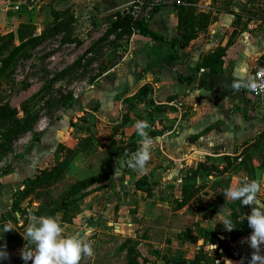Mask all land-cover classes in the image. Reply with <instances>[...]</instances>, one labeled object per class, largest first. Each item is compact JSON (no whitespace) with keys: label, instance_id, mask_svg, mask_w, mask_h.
Wrapping results in <instances>:
<instances>
[{"label":"crops","instance_id":"1","mask_svg":"<svg viewBox=\"0 0 264 264\" xmlns=\"http://www.w3.org/2000/svg\"><path fill=\"white\" fill-rule=\"evenodd\" d=\"M48 2L0 0V43L6 38L17 48L46 35L48 25L33 16L40 18V9L46 11ZM144 11L139 16L142 23L163 40L138 31L118 33L124 46L114 58L105 59L100 81L85 80L81 87L77 82L81 93L73 92V101L53 131L45 132L51 133V142L71 136L74 159L99 152L108 155L102 160L108 164L103 162L100 172L94 173L101 176L87 183L88 192L76 199L79 210L68 219L57 209L51 215H60L64 235H91L105 228L108 234L124 233L126 239L130 227L134 233L160 232L167 238L176 231L191 237L185 241L187 263L215 264L218 255L212 245L219 244L228 254L223 264H247L256 250L248 240L252 229L246 217L256 205L226 200L219 187H235L243 177H264V97L243 86L264 57V0H156ZM108 30L98 42L114 36H107ZM88 52L86 58L93 49ZM72 58L76 59L71 54ZM137 120L149 122L147 131L153 139L142 171L127 164L142 142L134 127ZM100 124L105 126L101 135L94 129ZM37 149L46 162L56 156L51 146ZM32 170L28 166L22 176L18 170L6 176L0 192L24 182ZM15 177L21 180L14 183ZM184 181L185 190H193L185 197L154 193L155 186L173 188ZM259 198L264 200V188ZM7 199L6 211L1 210L6 217L14 197L6 195ZM146 202L154 204L150 212L143 208ZM225 212L236 227L231 232L220 223ZM82 217L90 221L83 225ZM173 218H185V225H173ZM149 242L155 250L170 246L162 240ZM194 251L207 255V260L194 259ZM259 254L264 255V245Z\"/></svg>","mask_w":264,"mask_h":264},{"label":"rangeland","instance_id":"2","mask_svg":"<svg viewBox=\"0 0 264 264\" xmlns=\"http://www.w3.org/2000/svg\"><path fill=\"white\" fill-rule=\"evenodd\" d=\"M135 1L109 0L107 4L102 0H49L46 11L43 7L40 9V18L36 17V14L33 16L35 21H44L48 25L47 29H51L41 40L20 47L9 57L5 55L12 53L15 48L8 39L4 38L1 41L0 101L8 102L14 107L28 102L27 110L35 111L39 116V120L32 124L31 129L14 142L13 150L0 160V175L8 167L13 169L9 174L2 175L3 180L15 170H18L16 173L22 176L24 173L22 170L28 166L33 168L31 175L25 174L24 182H20L14 188L11 187V190H5L4 193L0 192V229L5 225L13 229L7 233L0 231V245L6 246V251L9 253L3 264H24L21 251L27 242L22 235L29 223V212L36 216L42 212L51 215L57 209L63 212L62 218L68 219L79 210L76 199L87 191L82 184L95 181L101 176H96L94 173L100 172L104 162L102 160L108 159L107 153L99 152L88 157L82 155L74 159L71 147L75 146V143L71 136L65 134L63 139L51 142V133L45 134V132L49 129L53 131L57 118L61 117L64 109L73 101V92L81 93V88L78 89L76 86L77 82L81 87L85 80L100 81L98 77L103 62L106 58H114L116 52L124 46V41H120L119 32L107 41H98L108 29H111L117 14H123L127 9H131ZM155 1L146 0V5L140 14H144V8ZM56 16L67 28L59 34H54L53 29ZM72 42L74 44H71ZM89 49H93V55L88 54L86 58ZM71 54L76 59L84 57L79 67L70 68L76 60L70 59ZM101 124L94 128L99 135L104 133L105 128ZM99 137L97 140L100 143ZM100 139L104 141L102 144L107 143L103 137ZM84 144L88 145L87 142ZM44 146L47 149L51 146V151L55 150L56 153V156L49 157L47 162L37 156L39 155L37 148ZM92 174L93 176H90ZM20 180V177H15L14 183ZM178 184L173 188L164 185L155 186L154 193L158 195L169 193L173 199L176 196L185 197V193H192V189L185 190V181L182 182L183 185ZM228 187L229 185L226 187L220 185L219 191L223 194ZM6 195L17 198L23 213L20 218H16L17 207L14 206L7 209V217H5L6 213L1 212V210L6 211V205L9 203L8 199L5 200ZM153 205L146 202L143 208L150 212ZM8 217L12 220L11 223L7 222ZM11 217H15L16 220ZM107 220L112 222L115 219ZM80 221L84 225L90 219L82 217ZM172 223L180 227L182 224L185 225V218H173ZM138 231L134 233L130 227L127 228L126 239L124 233L108 234L105 228L95 234L87 235L86 238L92 241L90 243L93 247L107 245L108 248L100 251L93 248L94 254L91 257H83L81 264H86L87 261V264H197L193 261L185 262L188 252L185 250V241L191 238L189 235L173 231L166 238V235L160 232L150 234ZM153 239L167 241L170 246L166 250H155L149 242ZM121 242L124 244H122L124 250L119 247ZM196 242L194 240V245ZM19 245L20 247L13 251V248ZM191 254L194 259L208 258L207 255L195 254V251ZM162 256L165 258L160 259Z\"/></svg>","mask_w":264,"mask_h":264},{"label":"clouds","instance_id":"3","mask_svg":"<svg viewBox=\"0 0 264 264\" xmlns=\"http://www.w3.org/2000/svg\"><path fill=\"white\" fill-rule=\"evenodd\" d=\"M243 86L254 92L258 86L264 85H258L255 80L249 78ZM234 87L239 88L240 85H234ZM134 127L142 142L127 164L129 167L142 171L150 159L153 139L147 131L150 128L147 120H137ZM262 188H264V177L257 179L243 177L237 186L230 185L223 192L226 200L240 201L244 206L256 205L251 214L246 217L247 224L252 229L248 240L250 246L256 250L249 264H264V255L259 254L261 245H264V200L259 198ZM28 219L25 233L21 234L27 242L21 251L24 264H28L29 261L32 264H80L83 257H91L94 254L93 247L86 238L88 233L63 234L61 217L58 213L36 216L29 212ZM220 223L229 232L236 228L232 217L226 212ZM12 230L7 225L0 229L3 233ZM8 256L6 246H0V264H3Z\"/></svg>","mask_w":264,"mask_h":264},{"label":"trees","instance_id":"4","mask_svg":"<svg viewBox=\"0 0 264 264\" xmlns=\"http://www.w3.org/2000/svg\"><path fill=\"white\" fill-rule=\"evenodd\" d=\"M56 23L55 25H53V29H54V34H59L62 32V30H66V25H64V23H62L61 20H59V18H55ZM51 29L48 30V32ZM135 31H138L139 33L143 34V35H150L152 36L156 41H161L163 40L161 36L157 35L156 33H154L153 31L149 30L147 26H145L140 17H133L130 14H124V16H122V14L118 13L116 16V20H114L112 22L111 25V29L108 30L107 36L111 35V34H115L117 32H119V34H132ZM47 32V33H48ZM46 34V33H45ZM45 35H43L42 37H37L35 39H33L32 41H29L17 48H15V50L10 53L8 55L12 56L13 53L16 52V50H18L20 47L26 46L27 44L31 43V42H35V41H39L41 40ZM1 49H0V53H1ZM83 57L80 58L79 60H77L70 68H76L79 67L81 65V62L83 61ZM65 72V71H64ZM63 73V72H62ZM0 77H1V72H0ZM180 79L185 80V77H182V75H180ZM187 79V78H186ZM190 80V79H189ZM140 95V94H139ZM135 96L137 100H140L141 96ZM4 101H0V160L2 159V157L4 155H6L7 153L11 152L13 150V146H14V142L16 140H18L24 133H26L27 131H29V129H31L32 124H35L38 120H39V116L38 113L35 111H28L26 108V104H28V102L24 105L18 106V107H14L12 106L10 103L6 102L3 103ZM130 106H132L130 104ZM5 172H2L1 174L3 176L9 174L13 169L8 167L5 169ZM2 175H0V184H1V178ZM90 183V182H89ZM82 186L87 188V183L84 182V184H82ZM88 192V190L86 191V193ZM85 193V194H86ZM14 207H17V211L21 216L23 215L21 208H20V204L17 201V198L14 199ZM6 217V215H5ZM14 218L16 220V218H18L16 216L15 217H11ZM0 246H4V245H0Z\"/></svg>","mask_w":264,"mask_h":264},{"label":"built area","instance_id":"5","mask_svg":"<svg viewBox=\"0 0 264 264\" xmlns=\"http://www.w3.org/2000/svg\"><path fill=\"white\" fill-rule=\"evenodd\" d=\"M146 5V0H136L134 4L132 5L131 9H127L124 11L122 16L124 14H130L131 16L137 18L140 16V13L143 9V7ZM92 55V53H90ZM252 79L257 82L258 85H264V57H261L258 60V63L256 64L255 70L253 72ZM259 96L264 97V86H258L257 89L254 91ZM243 159L239 158L238 161L241 162ZM212 249L218 257L215 258V264H223L224 263V258H228V254H226V249L219 245V244H213ZM231 254H233L236 257V252L230 251ZM224 257V258H223ZM251 258L247 262L249 264Z\"/></svg>","mask_w":264,"mask_h":264},{"label":"water","instance_id":"6","mask_svg":"<svg viewBox=\"0 0 264 264\" xmlns=\"http://www.w3.org/2000/svg\"><path fill=\"white\" fill-rule=\"evenodd\" d=\"M109 4V0H105Z\"/></svg>","mask_w":264,"mask_h":264}]
</instances>
